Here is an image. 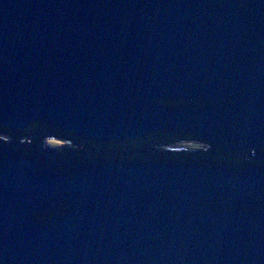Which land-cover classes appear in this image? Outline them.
I'll use <instances>...</instances> for the list:
<instances>
[{"label": "water", "instance_id": "1", "mask_svg": "<svg viewBox=\"0 0 264 264\" xmlns=\"http://www.w3.org/2000/svg\"><path fill=\"white\" fill-rule=\"evenodd\" d=\"M0 264H264V0H0Z\"/></svg>", "mask_w": 264, "mask_h": 264}, {"label": "trees", "instance_id": "2", "mask_svg": "<svg viewBox=\"0 0 264 264\" xmlns=\"http://www.w3.org/2000/svg\"><path fill=\"white\" fill-rule=\"evenodd\" d=\"M44 140L47 142L48 140H55L63 144H68L66 141V136L55 128H47L46 130L42 131ZM176 146H183V145H196L199 146V150L205 148V146L200 143L197 139L191 137H183L179 139V142L173 144ZM62 146V145H61Z\"/></svg>", "mask_w": 264, "mask_h": 264}, {"label": "rangeland", "instance_id": "3", "mask_svg": "<svg viewBox=\"0 0 264 264\" xmlns=\"http://www.w3.org/2000/svg\"><path fill=\"white\" fill-rule=\"evenodd\" d=\"M61 145H63V143H60L58 141L55 140H48L46 142V146L50 149H54V150H59ZM184 147L190 148V149H195V150H199V146L196 145H183Z\"/></svg>", "mask_w": 264, "mask_h": 264}]
</instances>
